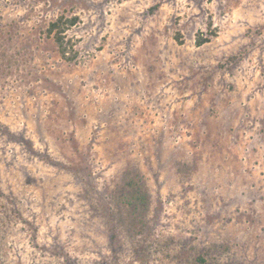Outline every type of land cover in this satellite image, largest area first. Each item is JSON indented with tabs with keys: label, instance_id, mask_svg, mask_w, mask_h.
Here are the masks:
<instances>
[{
	"label": "rangeland",
	"instance_id": "obj_1",
	"mask_svg": "<svg viewBox=\"0 0 264 264\" xmlns=\"http://www.w3.org/2000/svg\"><path fill=\"white\" fill-rule=\"evenodd\" d=\"M0 264H264V0H0Z\"/></svg>",
	"mask_w": 264,
	"mask_h": 264
},
{
	"label": "trees",
	"instance_id": "obj_2",
	"mask_svg": "<svg viewBox=\"0 0 264 264\" xmlns=\"http://www.w3.org/2000/svg\"><path fill=\"white\" fill-rule=\"evenodd\" d=\"M74 21L75 18L69 20L70 24H73ZM49 31H55L56 39L60 41V28L58 26V21L51 23ZM56 31H58V34H56ZM139 187L140 186L136 187L135 181L130 179L126 181L124 190L122 191L121 199H123V201H125L129 207L134 209H137V207L143 205L145 200V196L143 195L142 190L140 189L141 187Z\"/></svg>",
	"mask_w": 264,
	"mask_h": 264
}]
</instances>
